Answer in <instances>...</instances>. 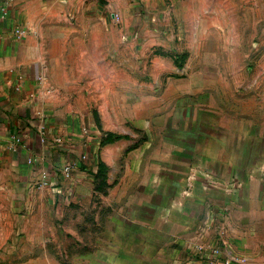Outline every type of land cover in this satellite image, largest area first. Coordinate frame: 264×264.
Returning a JSON list of instances; mask_svg holds the SVG:
<instances>
[{
	"label": "crops",
	"instance_id": "1",
	"mask_svg": "<svg viewBox=\"0 0 264 264\" xmlns=\"http://www.w3.org/2000/svg\"><path fill=\"white\" fill-rule=\"evenodd\" d=\"M68 208L107 263L264 264V0H0V231Z\"/></svg>",
	"mask_w": 264,
	"mask_h": 264
},
{
	"label": "rangeland",
	"instance_id": "2",
	"mask_svg": "<svg viewBox=\"0 0 264 264\" xmlns=\"http://www.w3.org/2000/svg\"><path fill=\"white\" fill-rule=\"evenodd\" d=\"M58 220L57 229L41 231L40 224L31 229L0 231V264H111L104 261V249L91 246L92 226L82 222L70 208ZM9 227V224H5ZM24 227V224H20ZM120 264V263H115Z\"/></svg>",
	"mask_w": 264,
	"mask_h": 264
},
{
	"label": "built area",
	"instance_id": "3",
	"mask_svg": "<svg viewBox=\"0 0 264 264\" xmlns=\"http://www.w3.org/2000/svg\"><path fill=\"white\" fill-rule=\"evenodd\" d=\"M211 264H216L215 262H211Z\"/></svg>",
	"mask_w": 264,
	"mask_h": 264
}]
</instances>
